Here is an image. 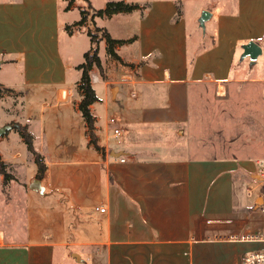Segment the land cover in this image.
I'll use <instances>...</instances> for the list:
<instances>
[{
    "label": "crops",
    "instance_id": "1",
    "mask_svg": "<svg viewBox=\"0 0 264 264\" xmlns=\"http://www.w3.org/2000/svg\"><path fill=\"white\" fill-rule=\"evenodd\" d=\"M212 1L187 17L185 0L181 13L178 0H133L139 8L97 18L113 38L133 40L116 47L124 65L103 57L106 43H100L105 70L92 77L98 97L90 105L92 138L79 107L81 61L63 51L62 29L70 41L79 36L66 29L74 15L67 1L0 0V93L18 95L13 101L20 106L0 121L9 125L0 142L13 124L27 126L45 159L42 176L34 177L39 167L19 131L22 142L13 152L0 148L18 191L9 204L8 231L0 220V264H240L258 247L229 236L264 230L258 164L264 148L262 154L241 152L242 120L218 114L210 121L209 91L200 85L213 84L219 106L234 95L227 107L244 112L251 121L245 126L260 128L264 140V66L252 61L249 67L250 58L241 57L249 40L264 51V0H234L232 7V0ZM205 9L211 16L203 27ZM116 22L119 33L111 30ZM190 83L196 88L179 89ZM209 139L218 147H204ZM3 182L0 171V192ZM49 188L61 198L53 210ZM35 192L45 196L39 216ZM6 207L0 202V219Z\"/></svg>",
    "mask_w": 264,
    "mask_h": 264
},
{
    "label": "rangeland",
    "instance_id": "2",
    "mask_svg": "<svg viewBox=\"0 0 264 264\" xmlns=\"http://www.w3.org/2000/svg\"><path fill=\"white\" fill-rule=\"evenodd\" d=\"M66 1H67V3H66L67 9H71V11L74 14V15L72 14L73 17L71 19V22L67 24L66 29L70 34H74V33L78 32L79 36H78V38H74L73 41H70V40H68V36L66 35V30L62 29L63 51L67 57H72V58L74 57L76 61L78 60V61L83 62L84 61V53L93 45L92 41H91V33H94V35H96V38H99L101 36L102 32L98 31L96 29V26L106 28V26L101 25L97 21V18H100L101 16L93 14V7L103 8L107 5V3L109 1H112V0H88V1L87 0H66ZM127 1L133 2V0H127ZM212 2H213L212 0H185V2H184L185 3V7H184L185 13H186L187 17H189V16H191L190 12H192L194 8L199 7L200 3L206 4L209 7ZM178 3H179V9H180V13H181V9L183 8L184 5L181 8L182 0H178ZM229 6L230 7L234 6V0H232V2H230ZM189 24H190L189 28L192 31V23L190 22ZM121 27H122L121 25H117V22L113 23V25L111 23V30L113 31V33H119V29ZM87 36H89V37H87ZM104 40H105L106 46L104 49L103 48L101 49L103 57H105L107 59L109 58L111 61L112 60L116 61L117 65H124L125 62L122 59H117V58L113 57L107 51L106 39L103 38L101 41H104ZM101 41H100V43H101ZM100 45L101 44H99V51H101ZM240 62H241V59H240V55H239L236 57V63L239 64ZM245 62H246V64L247 63L249 64V67H252L254 65L252 63V61L248 58L245 59ZM254 63H255V67L257 66L259 68H262L264 66V51ZM102 66H103V64H102ZM102 69L103 70L101 71L96 65H94L92 67V69L90 70L91 82H92L93 73H98V74L103 75L104 70H105L104 66ZM70 71L73 72L74 68L71 69ZM200 87L201 88H207L209 91L208 95H206V97L208 96L206 99L207 103L205 102L208 105L207 108L209 109L208 119L210 121L216 120L215 118L217 117L218 114L226 115L232 120H233V117L240 118L242 120L241 123L243 124V132L238 137H236V141H237L236 144H238V147H240L241 152L246 150L247 153H250V154L252 153L253 155L262 154L263 148H264V140L263 141L261 140L260 133H259L260 128H258L257 131L255 132L254 126H252V128L250 130L248 128V126L247 127L245 126V124H249V122H251V121H250V119L246 120V117L244 116V112H240V111L233 112L232 108L227 107L228 104H230V103L233 104L234 95L230 96L229 99H225L224 101L222 100V104L225 103V105L219 106L220 105L218 103L219 101L216 99L217 96H213V89H214L213 84H205V85L201 84ZM97 88L100 91V89L102 88V84H97ZM181 88L182 89L185 88L186 90H187V88H190V90H193L194 88H196V85L194 83L184 84V85L179 87V89H181ZM4 93L3 94L0 93V121H2L4 119H11L17 113L18 108H20L18 103L13 101L14 99L16 100L17 98H19L18 95H16V94L15 95L5 94L6 96L3 97ZM179 100H181V99L179 98ZM224 107L226 108L225 110H224ZM217 109H221L222 111H220V113H218ZM36 110H37V114H39L41 111L39 105H37ZM43 110L48 112V111H50V108H49V106H47V107H44ZM200 114H201V111H200ZM260 114L261 113L259 112L258 116H260ZM252 125H254L253 122H252ZM33 130L36 131V129H33ZM8 134H9V139L7 141H1L0 142V148L3 149V151H5V153L13 152V149L16 146H18L19 142H22L20 140L21 137H20V134L18 133V130L14 129V128L10 129ZM256 134H257V136H256ZM207 136H208V134H207ZM209 136H212V135L209 133ZM249 136L257 137L258 141H256L253 138L251 140L249 138ZM55 139H56V141H55L56 144H61L59 142H62L63 136L56 134ZM211 139L216 140L214 138H211ZM225 141H226L225 144L227 146H231L228 144H231L232 141H229L226 139H225ZM193 145L201 147V142H199L197 144L193 143ZM208 145L210 148L212 146L218 147L216 142H211L210 139H209L208 143L204 144V147H207ZM66 155H68V154H66V152H61L62 157L63 156L65 157ZM68 159H74V158H68ZM260 160H264V158H261ZM44 161H45V159H44ZM74 163H75L74 161L71 162V164H74ZM4 166H5V169L7 171L11 172V166L9 164L4 165ZM34 166H35L34 162H33V164L29 162V164L27 166V170L31 171ZM39 172H40V170L38 168L37 172H34L33 176L38 177ZM47 182L49 184H51V180H48ZM15 188L16 187H13L12 180L10 179L8 182H3L2 190L0 192V198H1L0 202H3V203L6 202V204H7V207L5 209L7 214L5 216L3 215L0 220H4L2 223V226H6L7 231L9 230V227H10V225L6 221L9 220V215H10L9 204L11 202V197H13L14 193H18L17 189H15ZM48 193H49L48 204L52 207V210H53L54 207L56 208V206L58 205L61 198L51 188H49ZM45 194H47V193H45ZM252 194H253L252 198H254L256 193H252ZM33 196H34L33 206L35 208V216H39L38 210L41 207V201H43V200L45 201V199H44L45 196H42L38 192H35ZM262 203H263V199H262V197H260L259 201L256 204L257 208H260L262 206ZM55 211H56V209H55ZM54 216L56 217L57 214H54ZM35 225L39 226L40 228L42 226L41 223L35 224ZM51 226H57L56 221H55V224L51 223ZM249 246L251 248L256 247V246H258L259 248H261V247L264 248V243H256V242L255 243H249Z\"/></svg>",
    "mask_w": 264,
    "mask_h": 264
},
{
    "label": "trees",
    "instance_id": "3",
    "mask_svg": "<svg viewBox=\"0 0 264 264\" xmlns=\"http://www.w3.org/2000/svg\"><path fill=\"white\" fill-rule=\"evenodd\" d=\"M137 8H139L138 3L128 2L126 0H112L109 1L107 5L103 8L93 7V14L102 17L111 16L118 12H130ZM96 29L98 31H101L102 34L99 38H96V35H94V33H91V41L93 45L84 53V61L78 65V68L82 70V76L78 87L83 94V98L79 104V107L88 123L90 135L92 138H94L93 129L95 127V118L91 112L90 105L96 100H98V97L96 95L95 88L93 87L91 82L90 70L94 65H96L101 71L103 70L101 57L99 55L100 41L103 38H105L107 41V51L113 57L117 59H121L118 53L116 52V46L133 40V38L130 39L113 38L110 32L106 28L100 26H96ZM13 127H15L20 132L21 136L24 138L25 142L27 143L28 148L34 153L35 161L38 164L40 170L38 176L41 177L45 168L44 159L42 158V155L34 147L32 133L28 130L27 126L21 124L15 123L13 124ZM0 167H1L0 171L4 174V179L6 182L9 180L10 174L6 171V169L4 168V164L1 161H0Z\"/></svg>",
    "mask_w": 264,
    "mask_h": 264
},
{
    "label": "built area",
    "instance_id": "4",
    "mask_svg": "<svg viewBox=\"0 0 264 264\" xmlns=\"http://www.w3.org/2000/svg\"><path fill=\"white\" fill-rule=\"evenodd\" d=\"M110 122L116 123V119L114 117H111ZM114 131L116 134H118L120 129L116 127ZM258 164H259V173L261 174L264 180V160L258 161ZM249 192H251V190H249ZM104 209H105L104 207L101 208V210H104ZM262 211L264 212V207H262ZM229 237L232 239H240L244 241H256V242L264 243V230L258 231V232H250L240 237H237L236 235L229 236ZM240 264H264V248L257 247V248L249 250L242 257Z\"/></svg>",
    "mask_w": 264,
    "mask_h": 264
},
{
    "label": "water",
    "instance_id": "5",
    "mask_svg": "<svg viewBox=\"0 0 264 264\" xmlns=\"http://www.w3.org/2000/svg\"><path fill=\"white\" fill-rule=\"evenodd\" d=\"M211 16V12L207 9L203 10L200 17V23L203 27H205L206 20ZM243 52L241 57H249L251 61L255 62L258 57L263 53V47L262 45L255 41V40H249L242 44ZM9 128V125H5L0 127V135L4 134L7 129ZM39 180L37 179L34 184H37ZM34 189H37L35 185H33ZM259 201V200H258Z\"/></svg>",
    "mask_w": 264,
    "mask_h": 264
},
{
    "label": "bare ground",
    "instance_id": "6",
    "mask_svg": "<svg viewBox=\"0 0 264 264\" xmlns=\"http://www.w3.org/2000/svg\"><path fill=\"white\" fill-rule=\"evenodd\" d=\"M0 240H1V237H0Z\"/></svg>",
    "mask_w": 264,
    "mask_h": 264
}]
</instances>
